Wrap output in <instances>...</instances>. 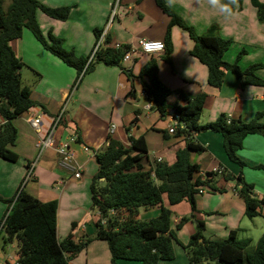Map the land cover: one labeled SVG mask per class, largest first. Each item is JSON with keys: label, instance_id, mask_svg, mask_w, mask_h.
Wrapping results in <instances>:
<instances>
[{"label": "crops", "instance_id": "1", "mask_svg": "<svg viewBox=\"0 0 264 264\" xmlns=\"http://www.w3.org/2000/svg\"><path fill=\"white\" fill-rule=\"evenodd\" d=\"M9 1L4 0L3 5L6 6ZM38 1L50 7H70L65 20L50 18L39 10L35 17L47 40L49 33L61 38L62 46L72 50L77 57L90 58L98 38L95 30L99 31L97 36L105 30L101 44L105 46L120 43L136 47L141 38L164 43L167 31L172 43L167 62L161 59L163 51L147 54L137 50L132 53L131 59L122 61L121 66L95 64L72 89L76 70L50 53L28 29H24L19 38L10 41L13 52L24 63L22 67L27 69H19L20 80L23 81L22 85L29 88L30 98L35 105L12 120L17 129L13 150L18 158L16 161L0 158V196L15 193L14 189L24 177L27 165L34 162L36 182L28 186L27 192L42 201L56 198V231L59 240L72 233L73 240L80 242L87 233L96 232L94 223L98 214L95 210L93 212L96 217L94 214L93 217L90 216L86 209L68 215L61 207V201L63 203V198L69 196L64 193L69 184H76V188L78 184L90 186L97 171L94 153L108 144L107 137L110 136L127 147L130 137L142 136L146 143V153L142 154L140 161L145 169L157 160L171 164L176 150L185 145L183 136L177 137L167 131L168 119L152 108V103L142 91L141 79L129 78L124 70H131L133 75H137L141 67L153 58L158 67L159 81L170 90L167 98L171 105L169 109H173L176 103H185L179 91L189 98L205 94L200 123L213 121L221 113L228 118L239 117L246 122L258 112L259 121L264 123V88L253 84L241 87L240 79L230 71H225L219 87L210 86L207 83L206 66L189 53L192 40L188 33L179 26L169 25L168 14L155 0ZM164 2L198 34L206 33L211 25H215L217 35L235 42L233 45H238L239 49L229 46L223 54L225 61H236L241 69L251 64L264 63V22L257 20V11L252 4H241L238 9L231 11L230 16L225 17L212 9L208 0ZM239 50L244 52L236 60ZM255 73L264 80V66L256 69ZM142 79L146 80L147 77L143 76ZM62 104L63 119L54 129L53 142L57 144L69 140L75 162L81 169L79 178L59 165L54 147L44 148L41 152L36 147L38 139L45 136L51 128ZM36 114L41 121L38 132L27 121L29 116ZM133 114L136 115L134 122ZM1 122L3 118L0 117ZM191 137L204 147L203 151H191L189 155L190 160L202 169L199 175L218 169L232 175L241 172L244 181L252 184L253 195L264 199V168L256 167L264 166V135L253 133L243 138L241 147L237 150L238 157L244 162L243 167L227 157L219 132L203 130L192 133ZM220 174L215 177L212 187L205 184L206 189L202 193H196L195 211H191L190 205L187 208L186 204L178 208L180 202L169 206L172 211V228L179 223L181 217L186 216L187 220L176 229L174 257L171 260H160L157 264H190L180 243L188 241L195 231L197 220L203 222V235L206 239H224L230 230H234L238 239L249 241V247L256 244L264 232V205L258 214L248 217L244 211L243 199L232 188L235 181L224 180ZM58 189L61 190L59 194ZM163 205H168L166 197H163ZM2 210L3 205L0 204V212ZM159 210L160 205L140 208L137 218L155 217ZM116 263L140 264L126 259H116ZM69 264H111L107 243L99 239L90 240L84 248L70 257Z\"/></svg>", "mask_w": 264, "mask_h": 264}, {"label": "trees", "instance_id": "2", "mask_svg": "<svg viewBox=\"0 0 264 264\" xmlns=\"http://www.w3.org/2000/svg\"><path fill=\"white\" fill-rule=\"evenodd\" d=\"M256 8L257 18L264 22V1L250 0ZM157 5L169 17V25L176 24L183 28L192 40L189 53L197 58L207 69V83L219 87L225 71L232 72L240 79V86L247 84L259 85L264 88V80L257 76L255 70L264 63L251 64L241 69L237 62L229 63L223 59L224 52L232 40L216 34V26L211 25L204 34H197L192 26L183 22L181 17L165 5L164 0H155ZM231 11L238 9L239 1L221 0ZM0 0V158L16 161L18 154L13 150L17 137V129L13 119L34 106L30 98V90L21 84L19 69L24 65L13 52L10 41L21 36L24 29L31 31L33 36L50 53L66 65L75 68L77 74L86 65L88 57H77L72 50L62 46L61 38L51 33L47 41L36 21V11L40 10L46 16L58 20L67 19L69 6L50 7L38 0H10L4 6ZM98 30H95L98 37ZM129 47L103 45L89 60L85 70H90L97 63L121 66L125 50ZM172 43L167 31L164 38V50L161 59L169 61ZM241 50L236 60L239 59ZM94 60V61H93ZM158 67L153 58L148 60L133 75L131 70H124L129 78H140L141 88L152 108L161 116L166 115L167 98L170 90L163 86L157 75ZM146 76L147 79H142ZM184 104H174L173 109L178 119L185 125L177 129L173 135L183 136L185 145L175 152L171 164L155 161L145 169L140 161L146 153V143L142 136L130 137L129 146H124L118 140L107 137V145L101 146L94 153L97 171L90 182L91 208L99 213L95 221L97 239L106 240L111 262L116 259L137 260L140 264H157L160 260H171L174 257L173 242L177 241L176 229H179L186 216L181 217L174 228L171 227L172 211L169 206L186 200L191 211L196 210L195 195L200 186L212 187L217 171L199 172V165L190 160V152H201L204 147L192 140L191 134L203 130L219 132L223 138V148L227 157L240 167L244 162L238 157L237 150L241 147L243 138L248 134L264 135V123L259 121L260 113L249 121L239 117L228 118L221 113L213 121L200 123L199 118L205 102V94L186 97L179 91ZM136 120L134 116L132 122ZM257 168H264L257 165ZM220 176L224 180H234L236 193L243 199L245 214L248 217L258 214L264 205V199L253 195L252 184L246 183L242 173L232 175L221 169ZM103 180H100V178ZM168 205H163V197ZM0 199L4 200L0 196ZM8 208L0 220V233L3 232L0 251L3 252L7 243L15 242V264H69L72 255L86 246L90 239L75 242L72 233L62 240L57 237L56 216L57 200L42 201L27 191L18 187L8 200ZM160 205L157 216L149 219L137 218L140 208ZM113 211L115 214H111ZM123 212L126 214L123 215ZM102 220H105L102 223ZM195 231L186 243H180L185 250L190 264H264V232L253 247L248 246V240L238 239L236 232L230 230L224 239H206L203 235V222H195ZM206 262V263H204ZM212 262V263H211Z\"/></svg>", "mask_w": 264, "mask_h": 264}, {"label": "built area", "instance_id": "3", "mask_svg": "<svg viewBox=\"0 0 264 264\" xmlns=\"http://www.w3.org/2000/svg\"><path fill=\"white\" fill-rule=\"evenodd\" d=\"M104 37H105V30L102 31L101 34H99L96 44L94 46L93 52L91 53L90 59L92 58V55L94 56V53L96 52V50L103 43ZM146 44L156 45V47H152L151 49H148L145 47ZM121 45L122 44L120 43L114 44V46L117 48L121 47ZM137 50L143 53H147V54L160 53L164 50V43L159 40H150L146 38H141L138 41V47L129 45V47L124 52L122 61L131 59L132 53ZM62 113H63V108H61L59 115L55 116L53 120V124L51 128L48 130V132L45 134V136L38 139V141L36 142V147L38 149V152H41L44 148H47V147H54L56 154L58 156L59 165L62 166L63 168H66V170H68L69 172L73 173V176L75 178H79L81 176V169H80V166L75 162V155H74L73 150L69 146V140L63 141L57 144H54L53 142L54 129L57 126V124L60 122ZM165 116L168 119L167 131L169 133H174L178 128L179 129L185 128V125L183 124V122H181L178 119V114L174 111V109L168 110ZM27 121L37 132L39 131L41 121H40L38 114L29 116L27 118ZM3 122H4V119H3ZM3 122H1L0 124H2ZM111 127H113V125H111ZM70 140H72V138H70ZM33 166H34V162L29 163L27 165L25 179L26 177L29 176ZM217 172L220 173L221 169H218ZM202 178L204 179V176ZM232 188L233 190L236 191L235 186H232ZM205 189H206L205 185L200 186L197 193H202ZM96 213L98 214V217H99V213L98 212ZM111 214H115V213L111 211ZM104 221L105 220H102V223H104Z\"/></svg>", "mask_w": 264, "mask_h": 264}, {"label": "rangeland", "instance_id": "4", "mask_svg": "<svg viewBox=\"0 0 264 264\" xmlns=\"http://www.w3.org/2000/svg\"><path fill=\"white\" fill-rule=\"evenodd\" d=\"M230 2L232 1V0H229ZM235 1H239V0H235ZM239 4H252L251 3V1L250 0H240V2H239ZM116 5L117 4H115V7H114V10L116 9ZM252 6V5H251ZM40 11V10H39ZM41 12V11H40ZM114 14V12L111 14V18H110V21L112 20V15ZM168 17H169V15H168ZM170 18V17H169ZM257 20H258V18H257ZM259 21V20H258ZM260 22V21H259ZM173 25H176V24H173ZM176 26H178V25H176ZM180 27V26H179ZM30 31V30H29ZM31 32V31H30ZM197 33V32H196ZM198 34V33H197ZM46 39V38H45ZM47 40V39H46ZM47 41H49V39L47 40ZM235 42H232L231 44H230V46H233L232 48H234V49H239L238 48V45H233ZM101 46H103V45H101ZM136 47H138V42H137V45H136ZM246 49L248 50V51H250V48L248 47V46H246ZM241 50H239L238 52H237V54L236 55H238V53L240 52ZM252 52H254V51H252ZM240 55H243V53H240ZM89 60H90V58L87 60V63H86V65L88 64V62H89ZM94 61V60H93ZM94 62H91V65H90V67L92 66V64H93ZM86 65L82 68V70L77 74V72L75 71V76H74V79H73V86H72V89H74L75 88V86L78 84V82L82 79V77L86 74V73H88L89 71H91L90 70V67H89V69H87V70H85V67H86ZM95 66V65H94ZM73 68V67H72ZM22 69L24 70V71H26L27 69H26V67L24 66V67H22ZM75 69V68H74ZM21 84H23V81L21 82ZM170 104H169V102L167 101V108H166V110L168 111V110H171V109H169L170 108ZM61 108H63V104L60 106ZM61 108L59 109V112H58V114L57 115H59V113H60V110H61ZM67 108H69V106L67 107ZM66 110V109H65ZM56 115V116H57ZM63 113L61 114V118L63 119ZM134 115L135 114H133V118H134ZM60 123V122H59ZM94 161H95V159H94ZM95 164H96V161H95ZM201 170L202 169H199V172H197L196 174H199V173H201ZM25 174H26V170H25V172H24ZM204 173V172H203ZM25 174H23L24 175V177L22 178V180L19 182V184L16 186L17 188L18 187H21L23 190H25V191H29V188H28V186L30 185V184H32V183H35L36 181H35V179H34V177L37 175V173H36V170L33 172V168H32V170H31V172H30V174H29V176L28 177H26V179H25ZM71 182H75V180H71ZM70 186L68 187V190H66V191H64V193L65 194H69V196L68 197H64L63 198V203H62V201H61V207H63V209L65 210V213L66 214H68V215H71L73 212H79L80 210H82V209H86L87 210V212H88V214L90 215V216H92L93 214L95 215V217H96V214H95V212H93V209L91 208V206H90V195H89V186H87V187H83L81 184H78V186H77V188L76 187H74V186H76V184H69ZM16 188V189H17ZM16 189H14L15 191H16ZM59 189H61V187L59 188ZM58 189V194L59 193H61V190H59ZM68 191V192H67ZM14 194V192L10 195H5V197L3 196H1L2 198H4V200H2V199H0V204H2L3 205V210L0 212V220L2 219V217L4 216V214H5V211L7 210V208H8V199L10 198V197H12V195ZM40 197V196H39ZM165 197V196H164ZM38 198V197H37ZM39 199V198H38ZM56 199V198H55ZM186 204V206H187V208H189V203L186 201V200H182L177 206H178V208H181V206H184ZM63 211V210H62ZM63 213H64V211H63ZM93 217V216H92ZM96 234V233H95ZM95 234H89V233H87V235H85L84 237L86 238V239H90L91 241L92 240H94V239H97L96 237H95ZM2 235H3V232H1L0 233V243L2 242ZM89 240V241H90ZM100 240H103V239H100ZM104 242H106V240H103ZM107 243V242H106ZM107 246H108V244H107ZM108 249H109V247H108ZM16 245H15V242H10V243H7L6 244V246L4 247V249H3V255H4V258L8 261V263L9 264H15V262H16ZM109 252H110V250H109ZM126 260H128V259H126ZM131 261H137V260H131ZM139 262V261H138ZM140 263V262H139ZM0 264H2V263H0ZM111 264H112V262H111ZM116 264H118V263H116Z\"/></svg>", "mask_w": 264, "mask_h": 264}, {"label": "clouds", "instance_id": "5", "mask_svg": "<svg viewBox=\"0 0 264 264\" xmlns=\"http://www.w3.org/2000/svg\"><path fill=\"white\" fill-rule=\"evenodd\" d=\"M208 3L218 14L225 17L231 15V8L226 3H222L221 0H208ZM145 47L151 49L152 47H156V45L146 44Z\"/></svg>", "mask_w": 264, "mask_h": 264}, {"label": "water", "instance_id": "6", "mask_svg": "<svg viewBox=\"0 0 264 264\" xmlns=\"http://www.w3.org/2000/svg\"><path fill=\"white\" fill-rule=\"evenodd\" d=\"M100 180H103V178L101 177ZM0 261H2L3 264H9L8 261L4 258V255L1 251H0Z\"/></svg>", "mask_w": 264, "mask_h": 264}]
</instances>
